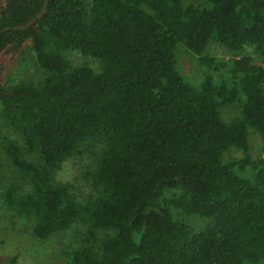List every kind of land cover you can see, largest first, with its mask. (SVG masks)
<instances>
[{"label":"trees","instance_id":"1","mask_svg":"<svg viewBox=\"0 0 264 264\" xmlns=\"http://www.w3.org/2000/svg\"><path fill=\"white\" fill-rule=\"evenodd\" d=\"M45 4H0V55L31 42L45 71L38 84H0L2 119L20 139L6 137L3 149L30 187L5 200L33 220L31 236L83 223L70 264H264V0ZM212 41L254 54L217 61ZM180 47L208 66L200 86L179 71ZM69 51L100 70L73 67ZM223 107L239 116L226 121ZM251 130L262 137L256 160ZM231 149L244 157L226 159ZM82 155L96 192L86 203L56 180ZM195 218L208 223L198 230Z\"/></svg>","mask_w":264,"mask_h":264},{"label":"rangeland","instance_id":"2","mask_svg":"<svg viewBox=\"0 0 264 264\" xmlns=\"http://www.w3.org/2000/svg\"><path fill=\"white\" fill-rule=\"evenodd\" d=\"M187 4L201 6L206 0H185ZM5 0H0V4ZM207 55L217 61H227L231 58L243 57L254 54V48L246 46L238 54L231 53L218 43L212 41L206 49ZM73 67L88 65L95 71H99L101 63L92 57H87L78 51L66 53ZM177 67L181 74L194 86H200L207 73L208 66L200 62L199 57L191 54L183 47L176 50ZM215 64H218L216 62ZM45 75L41 68L31 42H27L19 51H8L0 55V84H17L23 81L40 83ZM0 107V264H70L67 250L74 249L80 245L81 237L86 226L76 223L68 230L55 234L47 241H37L31 236L34 222L31 218L22 217L13 212L5 200L6 192L13 187H21L23 193H28L30 187L19 178L18 173L7 157L3 140L8 137L17 139L5 126ZM222 116L226 121L239 116L240 110L234 107H223ZM252 160L261 156L262 137L250 131L249 138ZM244 153L241 150L231 149L226 154V159H242ZM91 163L88 155H82L68 159L57 173L56 180L60 184H70L72 191L81 203L96 195L92 187L90 176L87 174V166ZM250 177V168L241 174ZM193 221V219H192ZM208 221L195 218L194 226L200 230ZM105 237V234H104Z\"/></svg>","mask_w":264,"mask_h":264},{"label":"water","instance_id":"3","mask_svg":"<svg viewBox=\"0 0 264 264\" xmlns=\"http://www.w3.org/2000/svg\"><path fill=\"white\" fill-rule=\"evenodd\" d=\"M49 4V0H46V6ZM41 16V15H40ZM35 23V21H33L31 24L27 25V26H21V27H17V30H21V29H28L30 28L33 24Z\"/></svg>","mask_w":264,"mask_h":264}]
</instances>
